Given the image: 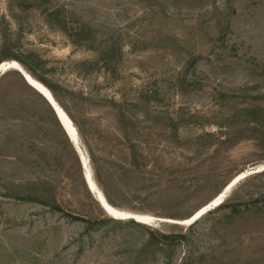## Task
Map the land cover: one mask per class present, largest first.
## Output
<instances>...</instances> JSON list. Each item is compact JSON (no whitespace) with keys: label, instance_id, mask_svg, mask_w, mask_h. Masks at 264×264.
<instances>
[{"label":"rangeland","instance_id":"1","mask_svg":"<svg viewBox=\"0 0 264 264\" xmlns=\"http://www.w3.org/2000/svg\"><path fill=\"white\" fill-rule=\"evenodd\" d=\"M17 51L87 138L2 77L0 264H264V0H0V62ZM257 168L225 201L247 209L152 232L109 218L84 175L119 210L182 221Z\"/></svg>","mask_w":264,"mask_h":264},{"label":"trees","instance_id":"2","mask_svg":"<svg viewBox=\"0 0 264 264\" xmlns=\"http://www.w3.org/2000/svg\"><path fill=\"white\" fill-rule=\"evenodd\" d=\"M75 37H77L78 41L83 40V38H82V36H80V34H75ZM5 59L11 60V61H16L17 63H19L24 68V70L34 80L38 81L40 84H42L44 87H46L50 91V93L52 94L53 98L58 103V105L65 109L62 101H63V95L64 94L67 95V91L63 90L58 84L53 83L52 81H50L47 78L46 74L49 73L51 70L46 68V63L37 54L30 52V51H19V52L17 51V52L9 54L8 56H5ZM0 63H2V62H0ZM10 73H12V71L6 72L4 75H2L0 77V80L2 79L3 76H6ZM26 87H28V86L26 85ZM28 88L30 89V87H28ZM30 90L38 97V99L42 102V104L49 111V113L52 116H54L52 109L50 108L48 103L43 99V97L41 95H39L35 90L33 91L32 88ZM66 112H67V110H66ZM67 116H68V118L70 117L69 119H70V121H72V124L76 128L78 135H80L83 139H86L87 136H86V133L84 132L83 128L81 126H79V124L76 122V120L69 113ZM39 119H40V122L45 123V121L42 119V117ZM17 139L20 140V138H17ZM263 146H264V144H263ZM130 149H131L130 151L133 153L132 155L135 156L137 149L135 150L134 147H132ZM89 151H90L91 161H92V164H93L94 169H95L96 160H95L94 155L91 152V150H89ZM95 173L97 175V169H95ZM33 199H34L33 201H36V202L39 201L37 198H33ZM107 200L110 202L109 198H107ZM242 207L247 209L249 207V204L248 203H226V204L224 203L221 206L217 207L216 209H214L208 213H212L213 211H217V210H223V211L229 210L230 213H238L239 211H241ZM53 209H58V208H55V206H54ZM67 217H70V216L68 215ZM71 218L75 219L72 216H71ZM82 221L89 224L88 227L90 229L95 225L94 224L95 222L86 221V220H82ZM196 223L197 222H195L190 227L194 226ZM124 225L132 227V228H139V229H144V230L146 229L147 231H150L148 226L140 224V223H136L134 221H129V222L125 223ZM150 232H152V231H150ZM154 232L157 235V237H156L157 245H160V244L163 245L164 243H166V240H169L172 237V235L163 234V233L158 232V231H154ZM178 237L183 238V236H178Z\"/></svg>","mask_w":264,"mask_h":264},{"label":"water","instance_id":"3","mask_svg":"<svg viewBox=\"0 0 264 264\" xmlns=\"http://www.w3.org/2000/svg\"><path fill=\"white\" fill-rule=\"evenodd\" d=\"M16 62V61H15ZM16 64L19 65L20 69L21 70H14L13 68H11L10 66H6L5 68H2L0 69V77L2 75H4L6 72H9V71H15V72H18L21 77L23 78V80L25 81V83L33 88L35 91L38 92L39 95H41L43 97V99L48 103V105L50 106V108L52 109L53 113L55 114V116L57 117V119L60 121L65 133L67 134L70 142L74 145L73 143V140L72 138L70 137V134L69 132H67L64 124L61 122L60 120V116H59V112L58 111H62V108L58 105V103L55 101V99L53 98L52 94L50 93V91L45 87V90L47 93H43V92H40L39 90H36V88H34V86H32L30 84V82L28 81L27 78H32L25 70L24 68L16 62ZM70 123L72 124V121H70ZM260 169L257 168V169H252L249 171V173H245L244 175H238L237 177H235V179H233L228 185H226L223 189H222V193L219 194V196L217 197L216 201L215 202H212L210 204H208L206 206V208H203V209H198L197 211H195L190 217H188L187 219H184V220H171V219H165V218H156L154 217V221H151V223L149 224H144L143 222L137 220L136 218L134 217H128L127 220H130V221H134L136 223H140V224H143V225H146L148 227H151V228H157L159 227L161 224H171V225H177V226H185V227H189L191 225H193L195 222H197L200 218H202V216H204L205 214H207L208 212L216 209L217 207L221 206L222 204L225 203L226 199L228 198L231 190H232V187L238 182L240 181L241 179H244L250 175H253V174H257L259 172H262L264 171V169H261L262 171H259ZM252 171H256V172H253V173H250ZM85 175V174H84ZM91 191V190H90ZM92 192V191H91ZM100 194L99 195L98 193L96 194V196H93V198L96 200V202H98V204L102 207L103 209V202H105V204H107V200L105 198V196L103 195V193L100 191ZM103 201V202H102Z\"/></svg>","mask_w":264,"mask_h":264},{"label":"bare ground","instance_id":"4","mask_svg":"<svg viewBox=\"0 0 264 264\" xmlns=\"http://www.w3.org/2000/svg\"><path fill=\"white\" fill-rule=\"evenodd\" d=\"M6 66H10L11 68H13L14 70H21L19 65L16 64L15 61H10V62H2L0 63V69L2 68H5ZM28 81L30 82V84L32 86H34V88H36V90H39L40 92H43V93H47L46 90H45V87L40 84L38 81L34 80L33 78H27ZM33 89V88H32ZM34 90V89H33ZM37 92V91H36ZM38 93V92H37ZM59 112V116H60V120L61 122L64 124L67 132H69V134H73L75 135V127L73 124L70 123V119L68 118V116L65 114V112L63 111H58ZM57 118V117H56ZM58 120V119H57ZM59 121V120H58ZM60 123V121H59ZM61 124V123H60ZM62 126V125H61ZM63 128V127H62ZM67 135V134H66ZM76 137V136H75ZM77 142V141H76ZM83 160V159H82ZM83 164L85 166V170H87L86 168V164H85V161L83 160ZM260 168H263L264 169V165L260 166ZM244 175V174H242ZM240 176V175H239ZM85 182H86V186L89 190V192L93 195V196H96V194L98 193L99 195L100 194V189L98 188L97 184L95 183V181L93 180V178L91 177V175L86 172L85 173ZM231 182V181H230ZM229 182V183H230ZM239 182V181H238ZM228 183V184H229ZM227 184V185H228ZM236 185V184H235ZM234 185V186H235ZM233 186V187H234ZM232 187V188H233ZM92 192H91V191ZM222 193V192H220ZM219 193V194H220ZM219 194L213 199L211 200L208 204L212 203V202H215L217 197L219 196ZM103 202V201H102ZM98 203V202H97ZM206 204V206L208 205ZM103 211L106 213V215L113 219V220H116V221H125L127 220L128 217H134L136 218L137 220L143 222L144 224H149L151 223V221H154V217H151V216H147V215H138V214H130L128 212H125V211H122V210H119L113 206H111L109 203L105 204V202H103ZM206 206H203L201 209L203 208H206ZM101 207V206H100ZM102 208V207H101ZM200 209V210H201ZM203 217V216H202ZM186 226V225H185Z\"/></svg>","mask_w":264,"mask_h":264}]
</instances>
